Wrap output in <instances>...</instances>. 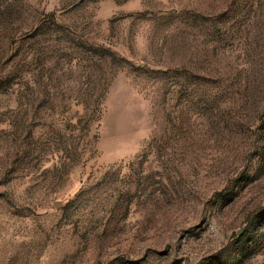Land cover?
<instances>
[{
    "label": "rangeland",
    "instance_id": "1",
    "mask_svg": "<svg viewBox=\"0 0 264 264\" xmlns=\"http://www.w3.org/2000/svg\"><path fill=\"white\" fill-rule=\"evenodd\" d=\"M0 264H264V0H0Z\"/></svg>",
    "mask_w": 264,
    "mask_h": 264
}]
</instances>
